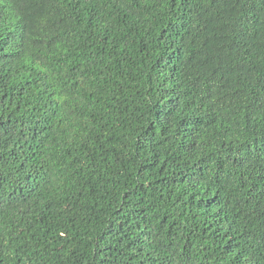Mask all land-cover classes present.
<instances>
[{
	"label": "trees",
	"instance_id": "trees-1",
	"mask_svg": "<svg viewBox=\"0 0 264 264\" xmlns=\"http://www.w3.org/2000/svg\"><path fill=\"white\" fill-rule=\"evenodd\" d=\"M0 264H264V0H0Z\"/></svg>",
	"mask_w": 264,
	"mask_h": 264
}]
</instances>
